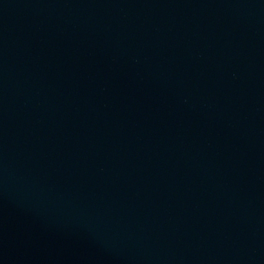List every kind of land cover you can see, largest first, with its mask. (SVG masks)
Returning a JSON list of instances; mask_svg holds the SVG:
<instances>
[{"label":"water","instance_id":"water-1","mask_svg":"<svg viewBox=\"0 0 264 264\" xmlns=\"http://www.w3.org/2000/svg\"><path fill=\"white\" fill-rule=\"evenodd\" d=\"M0 264H264V0H0Z\"/></svg>","mask_w":264,"mask_h":264}]
</instances>
